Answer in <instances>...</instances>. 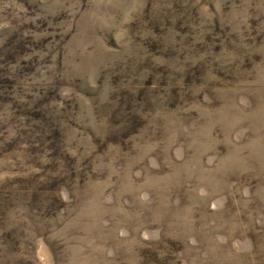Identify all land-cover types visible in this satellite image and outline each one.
Segmentation results:
<instances>
[{"label":"rangeland","instance_id":"374dc122","mask_svg":"<svg viewBox=\"0 0 264 264\" xmlns=\"http://www.w3.org/2000/svg\"><path fill=\"white\" fill-rule=\"evenodd\" d=\"M0 264H264V0H0Z\"/></svg>","mask_w":264,"mask_h":264}]
</instances>
